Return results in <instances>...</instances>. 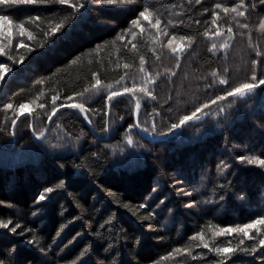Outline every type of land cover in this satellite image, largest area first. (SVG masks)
I'll list each match as a JSON object with an SVG mask.
<instances>
[{
  "label": "trees",
  "instance_id": "trees-1",
  "mask_svg": "<svg viewBox=\"0 0 264 264\" xmlns=\"http://www.w3.org/2000/svg\"><path fill=\"white\" fill-rule=\"evenodd\" d=\"M79 3L0 5L25 28L1 40L10 70L0 81V222L10 223L0 264H264V225L249 230L255 239L215 235L264 218V167L241 159H264V3L243 0V16L216 7L241 0ZM145 8L182 44L175 53L146 31ZM253 72L257 87L227 96ZM113 91L122 94L109 101ZM30 102L35 110L13 125L9 112ZM225 247L236 251H215Z\"/></svg>",
  "mask_w": 264,
  "mask_h": 264
},
{
  "label": "snow or ice",
  "instance_id": "snow-or-ice-1",
  "mask_svg": "<svg viewBox=\"0 0 264 264\" xmlns=\"http://www.w3.org/2000/svg\"><path fill=\"white\" fill-rule=\"evenodd\" d=\"M10 2L11 3H17V2L34 3V2H36V0H0V5L7 4V3H10ZM55 2H58L60 4H69L70 7H72L75 11H79L80 8L84 7L83 4H80L79 3V0H77L76 3H70V0H55ZM100 2L101 3L112 4V3H115L116 0H100ZM196 2L197 3H200V0H196ZM261 3H264V0H261ZM216 7L217 8H220L221 5L217 4ZM238 7H243V0H241V4ZM223 10L225 12H228L229 11V9H227V8H225ZM231 11L236 12L237 11V8H232ZM150 15H151V13L149 12V9L148 8H145L143 11H141L139 13V16L142 17L145 20H148ZM213 15H215V13ZM238 15L243 16L244 15V12L243 11H239L238 12ZM8 19H9L8 16H6V15H0V21L7 22ZM132 23H133V25H135L137 27L139 26V20H134ZM213 23H215V21H213ZM159 24H160V20L159 19H156V22L153 25V27H156ZM62 26H63V21L57 23L53 27V29H52L53 32L58 31ZM244 26L246 27V25H244ZM18 27L20 29L21 35H23L24 32H25V28H24L23 23L19 24ZM259 28L261 30H264V19L261 20L260 25H259ZM229 32H231V28H229ZM45 35H47V33H45ZM207 35H208V33L205 32V36H207ZM28 37H29V39L32 38L31 32L28 33ZM173 39H175V37H173ZM181 39H184V38L181 37ZM171 42L172 41L170 40L169 41V45H171ZM20 46H23V45H20ZM226 46H227L226 44L225 45H222V47H226ZM133 47H135V45H133ZM215 47H216V45L213 44V48H215ZM172 51H173V53H175L177 51V49L176 48H172ZM3 53H4V49L2 47H0V54H3ZM257 54L259 55V53H257ZM9 59H11V56L9 57ZM21 60H23V57H21ZM140 64H141L140 71L143 72L144 71V68H143L144 57L143 56L140 57ZM255 64H256V61H253V65H255ZM124 67L125 68H128L129 65L125 64ZM8 70H10V69H7L5 67V65L0 64V80H3V78H4V72L5 71H8ZM213 75H215V73H213ZM123 79H124V77L122 76L120 78V80L122 81ZM251 79H252L253 83H243L239 87L233 88L231 91L227 92V96H235V95L243 96L247 92H251L255 87L258 86V84L259 85H264V79L259 80L258 84L255 83V81H256L255 72H253V75H252ZM149 82H151V81H149ZM219 82H220V84H226L227 83V80L221 79ZM100 83H101L100 80L99 79H96V84L93 85V87H96V85H99ZM118 83H119V81H118ZM107 87L108 88H111L112 85H108ZM133 87H135V85H133ZM138 90L144 92L147 95H151V93L148 91V89L146 87L145 88L138 89ZM84 91L87 92L88 89H85ZM123 91L124 92H132L133 89L126 87V88L123 89ZM121 94L122 93L119 92V91H113L108 96V100L111 101L113 97L118 96V95H121ZM78 95H81L82 96L83 93H78ZM58 98H59L58 96H53V98H52L53 105L56 104V100ZM72 99H73L72 96L67 97V100L68 101H71ZM152 99H155V96H152ZM223 99H225L224 96H219V97L216 98V100H223ZM216 100H213L212 103H216ZM64 106H67L69 108H77L82 113H85L86 112L85 106L82 103H68L67 105H61V107H64ZM12 107H13L12 104H8L7 105V108H9V109H11ZM25 107H26V105H23V104L20 105V109H23ZM39 107L43 108L44 105L41 104V105H39ZM203 107L206 108V107H208V105L205 104V105H203ZM137 108H139V102L138 101H137ZM57 110L58 109L56 107H53L52 113L48 117L49 120L52 119V116H54L56 114ZM201 110H202L201 108H197L196 111L193 112L191 115H185V116H183L179 120L178 123L172 124L171 125V128L172 129L179 128V127L183 126L184 124H186L188 121L192 120L193 118H198L197 117V112H200ZM13 125H15V120H13ZM129 143H131V139H129ZM241 159L242 160L246 159L247 160V163H249V164H256V165H259L261 167H264V159H258L256 157H241ZM52 191H53L52 188L46 189V192H49L50 193ZM39 198H40V200H43V199H45V196L44 195H41ZM8 223H10V221ZM8 223L0 222V228H7L8 227ZM261 225H264V218H260V219L254 220V221H252L249 224L243 225L242 227H238V228H234V229H221L219 232L215 233V235H222L225 232H229L230 233V232H233V231H238V232L243 233L244 237H247L249 239H255V237L249 236V230L250 229H255L256 232H257V234H260L261 233V228L258 227V226H261ZM18 227H19V225L17 224L15 227L11 228V231L15 232L16 231V228H18ZM203 236H204V234L203 233H200V234H198V236L192 237V239L193 240H196V239L199 238L200 240H203ZM243 242H244L243 240L240 241L241 244H243ZM258 246H264V239H259L258 240ZM203 247L208 248L209 245L207 243H204L203 244ZM215 251L219 255H226L228 253H231V252L236 251V249H232V248L225 247V248H217V249H215ZM251 251L252 252H256L257 251V246H253L251 248ZM176 252L179 253V252H181V250L180 249H177Z\"/></svg>",
  "mask_w": 264,
  "mask_h": 264
},
{
  "label": "rangeland",
  "instance_id": "rangeland-1",
  "mask_svg": "<svg viewBox=\"0 0 264 264\" xmlns=\"http://www.w3.org/2000/svg\"><path fill=\"white\" fill-rule=\"evenodd\" d=\"M221 7L224 8V9L225 8L229 9L230 12H231L232 8H237V11H239L238 4H235V5L231 6V7H226L225 5H223ZM236 12H234V13H236ZM262 19H264V17ZM144 22H145V26H146V31H150V33L155 34L154 39L156 41L160 39V40L165 41L167 44H169V41L171 40L172 41L171 42V48L179 49V48L182 47L181 43H178L177 41H175L173 39L164 38L165 32H164L163 29L160 28V25H157L156 27H153V25L156 22V18L155 17L151 16V17H149L148 20H145ZM18 32H20V29H19V27L17 25H12V24H10L8 22L0 21V47H1V40L4 39L5 37L10 38L11 35H12V37H13L12 41H15L16 38L18 37V35H17ZM6 75H7V71L4 72V77H6ZM24 105H26V107L23 108V109H20V106H19L17 108H13V111L11 110L9 112L10 116L14 118L15 122L18 121V119H20L26 113L31 114L35 110V107L37 106L36 102H30V103L24 104ZM150 138L152 139V137H150ZM36 139L38 140L39 138H36ZM25 152L30 153V154H36L37 148L34 147L33 150H28V151H25Z\"/></svg>",
  "mask_w": 264,
  "mask_h": 264
}]
</instances>
